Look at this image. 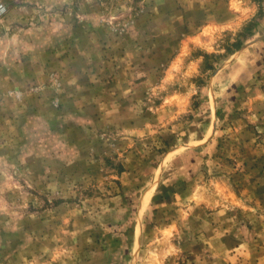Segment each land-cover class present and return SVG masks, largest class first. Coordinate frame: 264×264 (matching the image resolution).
Returning <instances> with one entry per match:
<instances>
[{
  "label": "rangeland",
  "instance_id": "rangeland-1",
  "mask_svg": "<svg viewBox=\"0 0 264 264\" xmlns=\"http://www.w3.org/2000/svg\"><path fill=\"white\" fill-rule=\"evenodd\" d=\"M1 1L0 264H264V0Z\"/></svg>",
  "mask_w": 264,
  "mask_h": 264
},
{
  "label": "built area",
  "instance_id": "built-area-1",
  "mask_svg": "<svg viewBox=\"0 0 264 264\" xmlns=\"http://www.w3.org/2000/svg\"><path fill=\"white\" fill-rule=\"evenodd\" d=\"M6 11V5L0 0V16Z\"/></svg>",
  "mask_w": 264,
  "mask_h": 264
},
{
  "label": "bare ground",
  "instance_id": "bare-ground-1",
  "mask_svg": "<svg viewBox=\"0 0 264 264\" xmlns=\"http://www.w3.org/2000/svg\"><path fill=\"white\" fill-rule=\"evenodd\" d=\"M144 203H146V202H144Z\"/></svg>",
  "mask_w": 264,
  "mask_h": 264
}]
</instances>
